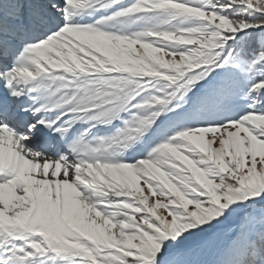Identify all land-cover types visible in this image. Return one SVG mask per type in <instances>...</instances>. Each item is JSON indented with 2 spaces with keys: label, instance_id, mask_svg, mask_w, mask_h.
Segmentation results:
<instances>
[{
  "label": "snow or ice",
  "instance_id": "6c2138e0",
  "mask_svg": "<svg viewBox=\"0 0 264 264\" xmlns=\"http://www.w3.org/2000/svg\"><path fill=\"white\" fill-rule=\"evenodd\" d=\"M0 264H264V0H0Z\"/></svg>",
  "mask_w": 264,
  "mask_h": 264
}]
</instances>
